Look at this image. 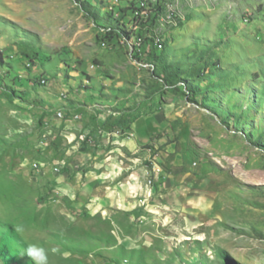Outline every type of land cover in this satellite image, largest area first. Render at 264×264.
Wrapping results in <instances>:
<instances>
[{"label": "rangeland", "instance_id": "374dc122", "mask_svg": "<svg viewBox=\"0 0 264 264\" xmlns=\"http://www.w3.org/2000/svg\"><path fill=\"white\" fill-rule=\"evenodd\" d=\"M87 1L0 0V264H264V0Z\"/></svg>", "mask_w": 264, "mask_h": 264}, {"label": "trees", "instance_id": "16d2710c", "mask_svg": "<svg viewBox=\"0 0 264 264\" xmlns=\"http://www.w3.org/2000/svg\"><path fill=\"white\" fill-rule=\"evenodd\" d=\"M87 3L91 6V2L90 0L87 1ZM158 5V4H157ZM137 6L134 5L133 8L131 9H127V11H124L123 12V22L127 21L128 19V16L130 13L133 14L134 18L133 20L131 21H135L136 17H135V12H136V8ZM130 12V13H129ZM130 21V22H131ZM116 33V36L119 38H125V39H131V36L132 34L128 31V29L124 28L122 30H119V29H115L114 30ZM163 72H165V76H164V80L167 81V82H170V81H175L179 78V72L180 70L177 69L176 71H170L169 69L167 68H163ZM135 123L137 125V131L140 135H142V137L146 140H150V138L153 136V135H156L157 134V126H156V123H154L153 121V118L152 119H144L142 120L140 118V116H135L134 115V112H133V109H131L130 107H126L124 109V112L123 114L121 115V117L119 119L116 120V122L111 126L112 129H116V128H120V129H125V128H128L131 124ZM188 132L185 131V135L187 134ZM185 138V137H184ZM87 143L88 141H85L83 143V146H82V149L85 150L86 147H87Z\"/></svg>", "mask_w": 264, "mask_h": 264}, {"label": "crops", "instance_id": "0c3cea01", "mask_svg": "<svg viewBox=\"0 0 264 264\" xmlns=\"http://www.w3.org/2000/svg\"><path fill=\"white\" fill-rule=\"evenodd\" d=\"M91 106L95 107V106H98V105H91ZM101 106H102V105H101ZM102 107H107V106H102ZM107 118H108L107 113H104L103 115H101V117L99 118L98 121L96 120V122H95L94 124L98 125V127H100L101 125L104 126L105 123L107 122ZM146 119H152V117H150V118H145V120H146ZM136 127H137V125H136Z\"/></svg>", "mask_w": 264, "mask_h": 264}, {"label": "built area", "instance_id": "2783aa9c", "mask_svg": "<svg viewBox=\"0 0 264 264\" xmlns=\"http://www.w3.org/2000/svg\"><path fill=\"white\" fill-rule=\"evenodd\" d=\"M142 7V6H141ZM166 7H167V10H170V6H167L166 5ZM141 8H139V9H136V12L138 11V10H140ZM135 44V46H137V50L138 51H142V46H143V41H142V39L141 38H139V39H137L136 41H134V43H133V45ZM154 45H155V48L158 50V48H157V42L155 41L154 42Z\"/></svg>", "mask_w": 264, "mask_h": 264}, {"label": "bare ground", "instance_id": "6f19581e", "mask_svg": "<svg viewBox=\"0 0 264 264\" xmlns=\"http://www.w3.org/2000/svg\"><path fill=\"white\" fill-rule=\"evenodd\" d=\"M145 2L144 3H142V5L143 6H150V4H154V3H152L154 0H144ZM157 1V0H156ZM155 2V1H154ZM148 3V4H147ZM171 11V10H170ZM149 10L147 9V10H145L144 11V13H143V18H145V19H148L149 18ZM151 13V12H150ZM175 16V15H174ZM89 139V138H88Z\"/></svg>", "mask_w": 264, "mask_h": 264}]
</instances>
